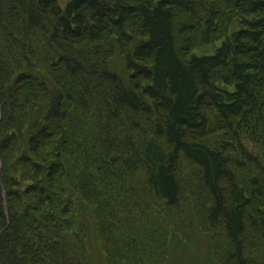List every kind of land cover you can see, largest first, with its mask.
Returning <instances> with one entry per match:
<instances>
[{
	"label": "rangeland",
	"instance_id": "1",
	"mask_svg": "<svg viewBox=\"0 0 264 264\" xmlns=\"http://www.w3.org/2000/svg\"><path fill=\"white\" fill-rule=\"evenodd\" d=\"M68 1L55 0L42 9L40 23L26 29L18 0H0V145L5 134L17 136L8 150L0 148L4 215L14 220L23 216L25 207L30 208V220L36 223L25 233H46L65 249L60 245V250L47 255L54 258L51 264H239L230 259L234 242L224 223L211 226L208 221L213 197L204 185L201 167L178 154L173 175L180 196L176 205H169L148 185L143 165L130 173L124 164L128 157L143 158L151 136L167 151L173 149L164 137L155 136L146 112L115 100L117 81L110 75L140 89L148 83L131 81L134 71L126 68L125 60L131 45L146 38L141 18H128L119 27L116 17L103 16L100 7H87L78 25L81 34L74 37L57 21ZM194 1L192 12L171 9L174 46L181 60L212 54L238 30L242 18L264 19V9L251 13L248 3ZM211 10L217 13L216 24L207 35L204 24ZM243 44L245 50L238 58L260 63L249 72L247 105L239 116L222 117L207 104L202 109L208 121L206 131L185 130L184 138L210 148L228 143L231 155L248 148L264 159V37L258 43L244 39ZM152 62V55L140 59L144 68ZM232 64L233 58L210 72L203 89L233 90L237 80L231 74ZM45 83L56 85L53 92H62L63 114L49 121L51 137L40 135L41 144L28 146L30 119L46 123L41 120L49 107L50 90ZM23 148L45 167L60 163L54 177H47L46 170L36 174L29 164H16ZM229 168L251 200L245 213L246 229L240 236L245 243L244 264H264V170L254 160L244 167L232 162ZM8 176L22 186H34L36 192L17 204L6 193ZM65 205L67 212L62 209ZM5 223L0 218V230Z\"/></svg>",
	"mask_w": 264,
	"mask_h": 264
},
{
	"label": "trees",
	"instance_id": "2",
	"mask_svg": "<svg viewBox=\"0 0 264 264\" xmlns=\"http://www.w3.org/2000/svg\"><path fill=\"white\" fill-rule=\"evenodd\" d=\"M18 2L25 28L32 29L38 22L40 23L42 9L51 7L55 0H18ZM235 3H248L251 13L264 9V0H235ZM194 6V0H137L136 3L127 0H70L61 10L57 21L63 30L78 37L81 34L78 25L81 23L82 10L87 7H100L103 16L116 17L114 23L119 27L128 18L133 16L141 18L142 27L147 32L146 38L131 45L125 60L126 68L134 71L130 75V80L145 79L148 83L140 89L138 85H132L129 80L110 75L117 81L115 100L131 110L146 112L152 119L155 136L164 137L173 149L167 151L156 137L151 136L144 146L143 158L124 159L126 169L134 173L140 164L143 165L146 181L155 194L169 205H176L180 196L179 186L173 175L176 157L182 153L201 167L204 185L213 197V203L208 207V221L211 226L224 223L226 234L234 242L230 259L244 264L245 243L240 236L246 229L245 213L251 206V200L244 188L238 184L234 172L229 167L232 162L237 167H244L248 160H254L264 170V159L244 147H241L240 155H231L228 143L210 148L200 143L188 142L184 138V131L199 133L206 131L208 121L202 109L207 104H210L222 117H236L241 114L247 105L245 95L251 84L249 72L259 68L260 63L258 61L256 65L238 57L245 50L244 39L253 43L263 40L264 19L242 18L238 21V30L227 36L212 54L191 55L188 60H181L174 46L171 9L178 7L186 12H192ZM216 17V11L211 10L205 20V34L208 35L210 30L215 28ZM150 55L153 56L151 66L141 67L140 59ZM232 58L231 74L237 80L233 90L219 86L214 87L212 91L204 90L203 85L209 82V73ZM45 84L50 90L49 107L45 109L41 120L46 123H38V118L35 117L30 119L27 127L28 146L41 144L38 140L40 135H44L45 138L51 137L52 133L47 132L50 128L49 121L63 114L62 92L57 89L53 92L52 88L56 85L52 83ZM16 138L13 133L5 134L0 145L1 150H8ZM21 151L15 163L21 166L29 164L38 175L46 170L47 177H54L61 166L60 163H52L49 167H45L33 159L26 148ZM6 181L9 185L7 196L17 204L23 202L25 196L36 192L34 186H22L15 177L8 176ZM3 208L4 199L0 198V218L1 221L7 222L0 233V264L53 263L54 258L51 259L47 255L62 244L57 241L51 242L46 233L37 235L25 233L35 228L36 221L30 220V208L25 207L22 217L9 221L4 215ZM62 209L64 212L69 211L68 205L63 206ZM262 216L264 217V213ZM53 230L58 234V228L55 227ZM35 238L41 241L42 247L36 245ZM15 240L17 242L12 245ZM62 248L65 250L63 246Z\"/></svg>",
	"mask_w": 264,
	"mask_h": 264
},
{
	"label": "water",
	"instance_id": "3",
	"mask_svg": "<svg viewBox=\"0 0 264 264\" xmlns=\"http://www.w3.org/2000/svg\"><path fill=\"white\" fill-rule=\"evenodd\" d=\"M1 232V231H0Z\"/></svg>",
	"mask_w": 264,
	"mask_h": 264
}]
</instances>
